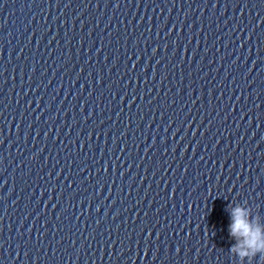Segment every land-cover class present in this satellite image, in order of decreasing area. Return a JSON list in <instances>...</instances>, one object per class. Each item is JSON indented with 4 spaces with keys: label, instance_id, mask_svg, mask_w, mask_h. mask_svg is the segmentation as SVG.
I'll return each mask as SVG.
<instances>
[{
    "label": "water",
    "instance_id": "obj_1",
    "mask_svg": "<svg viewBox=\"0 0 264 264\" xmlns=\"http://www.w3.org/2000/svg\"><path fill=\"white\" fill-rule=\"evenodd\" d=\"M264 0H0V264H264Z\"/></svg>",
    "mask_w": 264,
    "mask_h": 264
},
{
    "label": "clouds",
    "instance_id": "obj_2",
    "mask_svg": "<svg viewBox=\"0 0 264 264\" xmlns=\"http://www.w3.org/2000/svg\"><path fill=\"white\" fill-rule=\"evenodd\" d=\"M228 231L235 240L230 251L238 256L241 262L258 253L264 254V223L259 218L251 219L247 209L234 207L230 210Z\"/></svg>",
    "mask_w": 264,
    "mask_h": 264
}]
</instances>
